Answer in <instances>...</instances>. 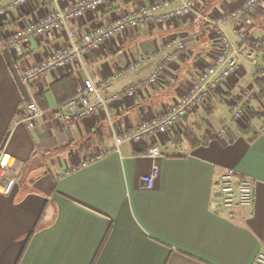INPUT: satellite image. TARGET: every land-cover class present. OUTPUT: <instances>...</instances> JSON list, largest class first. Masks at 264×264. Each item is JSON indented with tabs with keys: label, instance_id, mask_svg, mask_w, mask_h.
<instances>
[{
	"label": "crops",
	"instance_id": "0c3cea01",
	"mask_svg": "<svg viewBox=\"0 0 264 264\" xmlns=\"http://www.w3.org/2000/svg\"><path fill=\"white\" fill-rule=\"evenodd\" d=\"M159 1L118 0L85 15L73 28L85 32ZM245 1L199 0L192 16L163 26L141 23L81 63L53 71L35 84L24 82L23 70L63 46L65 35L37 38L16 50L7 39L44 17L52 5L36 1L0 19V152L16 159L17 177L12 195H0V264L254 263L264 251V134L258 135L264 127V99L259 75L245 55L247 45L236 75L174 130L125 143L119 153L69 172L86 158L113 148L110 122L121 131L131 129L181 100L216 56L215 21ZM178 3L175 0L173 7ZM248 21L250 36L261 40L259 54L264 56V0ZM223 30L239 42L233 23ZM175 35L185 38L187 49L157 86L72 126L54 119V111L75 92L74 85L65 87V79L71 77L79 86L89 75L99 83L144 57L147 64L112 90L122 92L152 74L163 60V45ZM243 99L248 110L259 114L248 133L247 126L230 121L232 108ZM31 102L44 111L33 129L19 121ZM224 126L226 138H217L215 133ZM187 131L208 141L191 145ZM154 147L162 153L156 160L148 156ZM155 165L158 179L151 189H141L142 178ZM228 169L252 182L251 207H221L217 186Z\"/></svg>",
	"mask_w": 264,
	"mask_h": 264
},
{
	"label": "built area",
	"instance_id": "2783aa9c",
	"mask_svg": "<svg viewBox=\"0 0 264 264\" xmlns=\"http://www.w3.org/2000/svg\"><path fill=\"white\" fill-rule=\"evenodd\" d=\"M36 1H47L52 5V9L35 23L28 24L11 34L7 39L10 47L14 50L23 49L29 46L34 39L46 38L58 33L65 35V44L48 54L38 64L23 70L22 78L28 84L41 81L53 71L81 63L89 53L137 29L141 23L163 26L192 16L196 13L199 0H178L179 5L174 7L175 0H161L148 6L142 5L137 13L123 15L85 32H78L73 28V24L85 15L97 13L103 7L118 0H13L10 3L0 0V19L11 13L13 9ZM259 1L246 0L240 7L222 15L215 21L216 56L213 62L198 75L197 80L181 100L176 101L167 112L145 120L131 129L121 131L110 122L113 148L86 158L79 165L72 167L69 172H77L103 160L107 155L119 153L121 146L125 143H141L149 137L174 130L183 117L206 105L211 93L236 75L245 45L248 46L245 53L247 60L256 70L259 78L264 79V56L259 54L262 50V43L261 40L250 36L247 27L248 17L256 10ZM228 23L234 24L238 43L233 42L224 32L223 26ZM186 49L185 38L182 35H175L163 45V60L152 74L122 92H112V90L119 81L136 73L147 64L144 57L133 60L125 68L99 83H95L91 76H86L79 84L75 96L54 111V119L65 126H72L93 117L98 112L108 111L114 103L125 97L134 98L139 91L157 86L167 69L179 62L181 54ZM43 117L44 111L36 102H31L20 112L19 121L29 129H33ZM230 121L247 126L248 116L244 99L232 108ZM262 134H264V127L258 132V135ZM215 136L220 139L226 138V126L216 132ZM161 155L159 147H154L148 152V156L154 160ZM15 166L16 159L12 155L4 151L0 152L1 196L12 195L16 188ZM158 177L159 168L155 165L151 174L142 178L141 189H151ZM217 194L221 207L228 211L248 208L254 203L252 182L238 178L232 169L226 170L222 175L217 186ZM253 264H264V251L257 255Z\"/></svg>",
	"mask_w": 264,
	"mask_h": 264
},
{
	"label": "trees",
	"instance_id": "16d2710c",
	"mask_svg": "<svg viewBox=\"0 0 264 264\" xmlns=\"http://www.w3.org/2000/svg\"><path fill=\"white\" fill-rule=\"evenodd\" d=\"M66 81H68L67 85H65V87L67 88L69 85L70 86H73L74 85V89H75V92L74 94H72L70 97L66 98L63 102H62V105H64L65 103H67L70 99H72L75 94H76V91L78 89V85L77 83L75 82L76 80L72 79L71 77H68L67 79H65ZM62 82V81H61ZM73 82H75L74 84H72ZM259 82V95L261 96L262 99H264V79H261L258 80ZM60 85V82L55 84L53 87H58ZM247 116H248V124H247V128L244 130V132H249L250 129L252 128V122L255 121L256 119L259 118V114L258 113H255L253 110H248L247 109ZM185 139L191 144V145H198L200 143H205L207 142L208 140L205 138L203 140H199L196 136V134L194 133V131H187L185 133ZM34 234V232H32L28 239H27V243L29 242V240L31 239L32 235Z\"/></svg>",
	"mask_w": 264,
	"mask_h": 264
}]
</instances>
